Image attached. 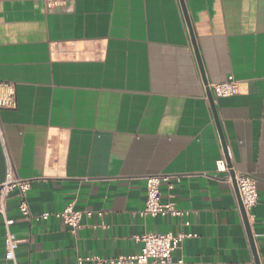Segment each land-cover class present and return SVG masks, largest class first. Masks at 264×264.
<instances>
[{"label":"crops","instance_id":"0c3cea01","mask_svg":"<svg viewBox=\"0 0 264 264\" xmlns=\"http://www.w3.org/2000/svg\"><path fill=\"white\" fill-rule=\"evenodd\" d=\"M183 2L205 80L179 0H0V85L15 98L0 109V184L8 157L31 181L34 219L12 194L14 264L133 255L148 232L193 234L173 264H255L231 173L256 180L249 226L264 264V0ZM228 77L240 90L213 98L231 164L218 172L206 85ZM149 176L169 178L161 202L187 217L138 216ZM68 206L92 214L75 234L35 220ZM3 237L0 216V264H13Z\"/></svg>","mask_w":264,"mask_h":264},{"label":"built area","instance_id":"2783aa9c","mask_svg":"<svg viewBox=\"0 0 264 264\" xmlns=\"http://www.w3.org/2000/svg\"><path fill=\"white\" fill-rule=\"evenodd\" d=\"M213 98H226L239 93V84L233 77H228L226 81L207 85ZM15 106L14 91L7 85H0V109L13 108ZM0 137L2 132L0 129ZM218 172H228L224 159L216 164ZM166 176H149L145 178L146 198L144 207L139 211L138 216L145 217H173L185 218L188 212L175 209L172 204L161 202L160 184L168 182ZM235 183L239 194V199L245 213L248 224L253 219V209L257 203L256 180L248 175L239 174L235 176ZM171 188L170 185H168ZM31 190V181L23 180L16 176L13 166L6 158V170L4 181L0 184V216L4 227V259L7 262L15 263V253L19 245L23 242L17 239L11 232L10 227L14 221L7 217L6 204L9 197L14 194L16 198V207L20 215L27 220H34L30 214L27 194ZM91 212L76 211L72 206L66 207L61 212L42 213L35 218L36 221H47L50 218L60 220L69 228L71 233L75 234L81 228L84 217H90ZM101 216V213H98ZM192 233H156L148 232L133 237L138 244V252L133 255L119 256L114 258H103L100 256H78L75 264H173V254L179 248L180 243L187 238H192ZM176 264H183L182 259H178Z\"/></svg>","mask_w":264,"mask_h":264},{"label":"water","instance_id":"95a60500","mask_svg":"<svg viewBox=\"0 0 264 264\" xmlns=\"http://www.w3.org/2000/svg\"><path fill=\"white\" fill-rule=\"evenodd\" d=\"M179 1H180V5H181V8H182V12H183V16H184L185 22H186L187 27H188V31H189V35H190V39H191V44H192V47L194 49V53H195V57H196V60H197V63H198V67H199V70H200L201 75L203 77V80H205L204 79L203 68L201 66V61H200L199 55L197 53V49H196L193 33L191 31V27L189 25V20L187 18L185 5H184L183 0H179ZM206 96H207V100H208V103H209L210 108H211V112H212V116H213V120H214L216 129H217V132H218V135H219V139H220V143H221L224 159L226 161L227 167L231 169V164L229 162L227 148H226L223 136H222L221 128H220L219 121H218L217 114H216L215 107H214L213 97H212V95H211V93H210V91L208 90L207 87H206ZM231 180H232L233 189H234V192H235V195H236V199H237V202H238L240 215H241V218H242V221H243V225H244V228H245V231H246L248 243H249L252 255H253V259H254L255 264H259L258 258H257V254H256V250H255L254 241H253L251 230H250V226H249L248 221H247V219L245 217V213H244V210L242 208V205H241V202H240V199H239V194H238L237 186H236V183H235L234 173H231Z\"/></svg>","mask_w":264,"mask_h":264}]
</instances>
